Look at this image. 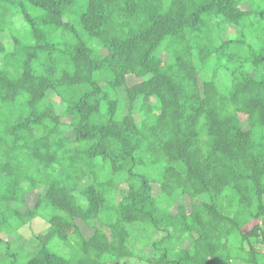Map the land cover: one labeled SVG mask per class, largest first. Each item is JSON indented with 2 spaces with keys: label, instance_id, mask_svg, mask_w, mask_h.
<instances>
[{
  "label": "trees",
  "instance_id": "obj_1",
  "mask_svg": "<svg viewBox=\"0 0 264 264\" xmlns=\"http://www.w3.org/2000/svg\"><path fill=\"white\" fill-rule=\"evenodd\" d=\"M36 216L0 264H264V0H0V233Z\"/></svg>",
  "mask_w": 264,
  "mask_h": 264
},
{
  "label": "rangeland",
  "instance_id": "obj_2",
  "mask_svg": "<svg viewBox=\"0 0 264 264\" xmlns=\"http://www.w3.org/2000/svg\"><path fill=\"white\" fill-rule=\"evenodd\" d=\"M14 21H15L17 27L23 28L24 23L21 20V17L16 16L14 18ZM223 37H225V35H223ZM61 106H62L61 103H58L56 105V110L58 112L62 110ZM62 119H63L62 122L67 123V119H65L64 117H62ZM62 128L67 131L65 125H63ZM150 174H151V172H150ZM152 187L155 189L156 185L152 184ZM154 191H156V190H154ZM117 194H119V193H117ZM26 197H27L28 205L31 206L34 202L35 195L34 194H26ZM117 197H119V195H117ZM46 227H47V222L45 221V219H43L40 216H36L29 223H27L21 227H18L15 230L9 229L6 232L5 231L1 232L0 238L4 241H8L9 243H11L12 246H16V245L20 244L25 253L28 252L29 254H31L37 247L36 240L34 239V236L37 233L44 231L46 229ZM80 228L84 234H88L91 231V229L87 228L83 224H81ZM0 249H2V250L4 249V244L0 245ZM129 264H138V263H129Z\"/></svg>",
  "mask_w": 264,
  "mask_h": 264
}]
</instances>
